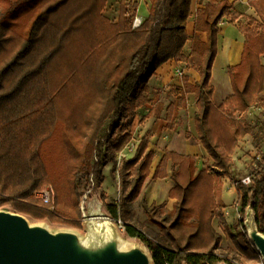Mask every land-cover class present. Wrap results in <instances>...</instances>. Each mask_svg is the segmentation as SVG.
Returning <instances> with one entry per match:
<instances>
[{
  "label": "trees",
  "instance_id": "trees-1",
  "mask_svg": "<svg viewBox=\"0 0 264 264\" xmlns=\"http://www.w3.org/2000/svg\"><path fill=\"white\" fill-rule=\"evenodd\" d=\"M162 1L166 11L157 27ZM233 1L198 0L203 7L196 10L194 33L188 36L191 0H145L147 15L136 27L137 0L128 15L121 3L116 22L102 13L105 0H0V207L34 221L81 229V198L94 180L106 213L144 244L153 264H235L227 257L233 253L230 247L218 252L222 236L214 218L239 253L236 264L261 260L248 239L244 215L239 218L242 232L232 233L221 199L222 177L233 179L231 156L237 143L247 134L257 139L245 111L258 105L264 113V0H247L259 20L246 16L238 26L244 40L240 61L227 68L232 93L217 105L211 98L218 23L226 16L234 24L241 16ZM196 31L205 32V41ZM169 59H188L199 78L190 83L182 75L181 85L168 89L163 127L176 129L178 111L193 93L194 128L212 162L197 168L190 155L163 154L152 178L168 175L169 160L168 197L174 201L164 212V203L148 204L141 196L143 213L159 229L149 237L127 223L129 205L139 196L153 158L146 135L130 157L120 159L116 202L105 201L102 168L131 140L128 133L116 134L117 121L130 119L151 102L147 81ZM109 117L113 120L103 133ZM256 164L251 183L234 188L241 212L251 202L257 228L264 233V158ZM45 187L47 203L35 196ZM240 234L244 247L237 243Z\"/></svg>",
  "mask_w": 264,
  "mask_h": 264
},
{
  "label": "rangeland",
  "instance_id": "rangeland-1",
  "mask_svg": "<svg viewBox=\"0 0 264 264\" xmlns=\"http://www.w3.org/2000/svg\"><path fill=\"white\" fill-rule=\"evenodd\" d=\"M133 1L134 0H120V1L117 0L116 4L113 7L114 14L113 15L110 14L112 16H108L109 14H104L105 12L107 13L108 9H106V10L103 9L102 11H105V12L104 13L102 12V13L111 22H116L118 19L119 12H120L121 3H123V11H124L125 15H128L129 14L128 12L132 9L131 3ZM137 1L139 3V2H142L145 0H137ZM146 5H147V2H146ZM158 9H159L158 10V22L156 25L157 27L159 26L160 21H161L162 17L164 16V13L166 11L164 1L160 2ZM135 17H138L137 13H136ZM135 17H134V19H135ZM245 22H246V19L242 18V19L236 21L234 25L236 27H238V26L244 24ZM132 27H134L133 23H132ZM183 52L187 53L186 46H184ZM189 65H190V61L188 59L185 61H181L179 63L178 68L180 69L181 74H177L178 77H181V75H184L183 74L184 71H187V70L189 71V69H193ZM193 70L196 71L195 69H193ZM190 72H192V71H190ZM221 74L225 75L226 73L223 72ZM215 79L216 78L214 76V78L212 80L210 79V83L214 88H216V91H215L214 95L212 96V101L215 105H217L224 99L225 93L223 90L221 91L218 89V87H217L218 84L215 83ZM162 92L166 93L167 90L165 91V89L163 88ZM155 96L156 95H155V92L153 89L151 91L147 92V97L150 100H153ZM161 98L163 99V103H167V101H169L171 99V96L168 94L164 95V93H163ZM143 106L148 108V106H146V104ZM141 108H142V106H141ZM161 108H162V104L155 106V108H154L155 114L158 115V113H160ZM140 110H142V109L138 110V108H137L136 113L130 119L120 118L117 121L118 126H117V129L115 131L116 134L119 135L122 133H128L131 136V140L129 141V143L126 145V147L121 152H116L115 155L113 156V158L108 160L102 168L103 181L101 183V188L106 193L105 201L108 203L116 202L118 199V196H119L117 167L120 163V159L122 157L128 158L134 153V149L137 146L140 138L143 135H146L147 138L149 137V132L148 131L146 132L144 130V128L142 127L143 123H144L143 118L140 119V114H137V113H140V112H138ZM188 111H190V109L187 110V113L183 114L181 117H179L177 119V127H176L177 129L176 130H179L178 126H180L181 124L185 125L184 128H186V124H188V122L190 123L191 113L190 112L188 113ZM245 117L248 120V122L251 125H253L254 133H256L257 139H253L252 134H247L237 143V146L235 147L234 152L231 156L233 163H234L233 179L222 177L221 199L225 205V207L223 208V213L225 216V220H226L227 224L229 225L232 233L239 232V231H240V233L242 232V226L240 224L239 218L241 219L243 217V215L245 216V213L243 214V212H241L240 198L237 196L236 189L234 188V185L236 184L237 181H234V180H239L242 177H245L248 175L253 177V173L257 169L256 161H259V160L261 161L264 158V130L262 129V127L264 126V113L261 112L260 106L255 105V106H251L249 109H247L245 111ZM112 120H113V117H109L105 121V124L103 127V133L107 132L108 126L112 122ZM163 125H164L163 122H160V121L155 122L154 121V123L148 127V130H158V131L163 132V130H164ZM121 126L124 127V130H121L122 129ZM185 133H188V132L185 131ZM187 137H189V135H187ZM205 161H208L209 163L212 162V160L209 158L207 153L204 154L203 156H200V157L195 159L196 167L197 168L203 167ZM251 180H252V178H251ZM150 181H151V183H149L150 185L147 186L145 184L142 187V190H141L139 196L129 205V207L132 209V214H131V217L127 223H130V224L134 223L135 228L140 233H143L149 237H153L159 233V229L147 220L145 214L142 211V207L140 204V198L142 195H144L146 202L149 203L151 201V199L148 196L149 195L148 188L153 189L156 187V185L157 186H163V183L155 181V180L152 181V179ZM246 185H248V184H246ZM43 190H47V192H48V189L46 187ZM37 192H39V191H37ZM48 195H49V193H48ZM99 195H100V192L94 186V180H92L90 187L87 188L82 195L80 207H82V209L84 210L85 208H87V203L89 200H94L95 202L98 201L100 209L102 210V212L104 214L108 215L106 213L103 205H102V202L99 200ZM163 197L159 198L158 200H154V201L161 202V200L163 199V201H165L163 211L168 212L171 209L172 205L170 204L168 199L163 198ZM245 212H246V210H245ZM45 223L48 224L51 228H63L62 225H51L46 221H45ZM212 223H213V226L215 227L216 231H218L222 236L221 243H220V249L218 252L220 254H223L225 252L224 251L225 248L230 247L232 249L233 253H227V257L233 263H235V264L239 263L240 262L239 253L234 249L228 235L226 233L221 232V229L217 225L216 218L213 219ZM114 224H115L116 230L118 231V234L124 240H126L130 243H136L139 245L143 244L141 241H139L137 239L136 236L135 237L128 236L125 233L124 227L121 224L119 225L118 223H115V222H114ZM77 231L80 233H83V229H79ZM237 243L241 247L245 246L244 238H243L242 234H240V236L237 237ZM261 262H262L261 260H259L257 262L247 260L246 262H243L242 264H260Z\"/></svg>",
  "mask_w": 264,
  "mask_h": 264
},
{
  "label": "crops",
  "instance_id": "crops-1",
  "mask_svg": "<svg viewBox=\"0 0 264 264\" xmlns=\"http://www.w3.org/2000/svg\"><path fill=\"white\" fill-rule=\"evenodd\" d=\"M116 1L117 0H105V6L103 9L104 10L108 9V11L107 13L105 11L102 12L103 13L105 12L104 14H109L108 16H112L114 14L113 7L116 4ZM205 1L206 0H202V3H204ZM202 3L200 4L198 0H191V4H190L191 14L187 18L186 26H185L186 33L188 34V36H191L194 33V20H193L194 14L198 8L203 7ZM233 7L236 11L241 13V16L236 21L245 18L246 16H252L255 17L257 20H259V17L256 15L254 9L248 5L247 0H234ZM136 13L140 18V20L147 15V5L145 1L138 3ZM234 24H230L226 16H224L218 23L219 32L217 35V52L211 66L210 79L212 80L215 76L216 78L215 83L218 84L217 86L218 89L221 91L223 90L225 93L224 98H226L228 95L232 93L227 68L229 66L237 64L240 61L243 40H244L243 35L239 31L238 27H236ZM195 33L197 34V36L201 41H205L206 39L205 32L196 31ZM185 46L187 49V53L184 54L187 55L190 49L189 40L186 42ZM260 59L261 62L264 63V57L261 56ZM180 62L181 61L169 59L155 69L154 73L148 79L147 85L149 87L148 91H151L153 89L156 96L154 97L153 100H151L150 103H146V106H148V108L144 106H142V108L141 107L138 108V110L142 109L138 111L140 113H137L140 114V119L143 118L144 120L142 127L146 132L147 131L149 132L148 149L153 152V158L151 160V164L149 168V175L144 180L142 187L145 184L147 186L150 185L149 183H151L150 181L151 179L152 181L155 180L163 183V186L156 185V187L153 189L148 188L149 191L148 196L151 199V201L148 204H150L151 202H155L156 204H160V203L165 204V201H163V199L161 200V202L154 201V200H158L163 196H164L163 198L169 200L171 205L173 204L174 199L168 197V191L172 186V181L169 177V166H170L169 160L167 161V166H166L168 175L164 178H152V174L154 172L155 167L158 165L163 154L166 151H174L179 154L190 155L194 157V159L206 154L205 149L203 148L202 144L197 138V133L194 128L193 114L194 111L196 110V104H195V96L193 93L187 94L186 107L179 109L177 114V117L179 118L183 114L187 113V110L190 109L188 113L189 112L191 113V120L190 123L189 122L188 124L185 123L186 128H184L185 125L181 124L180 126H178L179 130H176L177 128L174 130L164 129L163 132L158 130H148V127L151 126L154 123V121L155 122L160 121L163 122V124L165 123L164 120L165 108L170 100L167 101V103H163V99L161 98V96L163 95V93L164 95L167 94V92L165 93L162 91L163 88L165 89V91L166 90L168 91V89L173 85H181L182 75L181 77H178L175 71L179 67ZM223 72L226 74L225 75L221 74ZM183 74L187 75L188 81L190 83H194L199 78L198 72L194 71L193 69H189V71L188 70L184 71ZM215 91L216 88L213 87L212 96L214 95ZM161 104H162V108L160 110V113H158L157 115L155 114L154 108L155 106ZM185 131L189 133V137H186Z\"/></svg>",
  "mask_w": 264,
  "mask_h": 264
},
{
  "label": "water",
  "instance_id": "water-1",
  "mask_svg": "<svg viewBox=\"0 0 264 264\" xmlns=\"http://www.w3.org/2000/svg\"><path fill=\"white\" fill-rule=\"evenodd\" d=\"M251 206L250 202L245 209L243 223L249 241L264 263V233L257 228ZM80 209L83 229L84 212ZM248 212L252 216L250 221ZM104 218L112 226L111 238L87 244L80 238L84 231L66 226L51 228L44 220L31 221L24 214L0 207V264H153L144 244L127 241L128 246L120 249L117 237H122L112 219L106 214Z\"/></svg>",
  "mask_w": 264,
  "mask_h": 264
},
{
  "label": "bare ground",
  "instance_id": "bare-ground-1",
  "mask_svg": "<svg viewBox=\"0 0 264 264\" xmlns=\"http://www.w3.org/2000/svg\"><path fill=\"white\" fill-rule=\"evenodd\" d=\"M140 20L138 17L137 21ZM83 231L81 235V241L87 244L98 243L102 240L111 238L112 226L108 219L104 218V213L100 209L99 202L89 200L87 208L83 210ZM248 220H251V213L248 212ZM117 245L120 249H124L128 246L127 241L117 237Z\"/></svg>",
  "mask_w": 264,
  "mask_h": 264
},
{
  "label": "built area",
  "instance_id": "built-area-1",
  "mask_svg": "<svg viewBox=\"0 0 264 264\" xmlns=\"http://www.w3.org/2000/svg\"><path fill=\"white\" fill-rule=\"evenodd\" d=\"M138 17H135L134 21H133V26L136 27L140 24V20H138ZM176 74H181V71L179 68H177L176 70ZM251 178L252 176H245V177H242L241 179H239L236 183H242V184H249L251 183ZM35 196L40 199L43 203H47L48 200H49V195H48V192L47 190H41L39 192H36ZM115 223H118L119 225L121 224L122 225V222L120 219H117L115 221ZM123 226V225H122ZM260 264H264L263 262H261Z\"/></svg>",
  "mask_w": 264,
  "mask_h": 264
}]
</instances>
